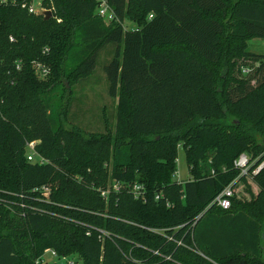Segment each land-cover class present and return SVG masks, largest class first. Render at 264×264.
<instances>
[{"label": "trees", "instance_id": "trees-1", "mask_svg": "<svg viewBox=\"0 0 264 264\" xmlns=\"http://www.w3.org/2000/svg\"><path fill=\"white\" fill-rule=\"evenodd\" d=\"M106 2L117 19L109 24L95 0H42L48 18L28 12L31 0H0V264H58L42 261L47 251L76 264H180L179 254L264 264L261 225L247 212L264 216V168L250 204H211L238 177L240 154L264 160V52L246 51L264 40V0ZM223 37L259 63L255 85L228 72L216 79ZM109 45L113 136L65 129L50 96L88 78ZM34 61L51 66L52 79L38 81ZM33 141L47 163L26 160ZM179 144L183 183L174 180ZM134 183L144 200L127 188ZM43 186L46 197L34 191Z\"/></svg>", "mask_w": 264, "mask_h": 264}, {"label": "rangeland", "instance_id": "rangeland-1", "mask_svg": "<svg viewBox=\"0 0 264 264\" xmlns=\"http://www.w3.org/2000/svg\"><path fill=\"white\" fill-rule=\"evenodd\" d=\"M41 1L42 0H31L30 6L35 10V14L41 13L43 15L45 11H50V9H44L41 7ZM122 27L123 30L126 31L133 30L135 28V24L129 21H122ZM227 32H230V29H227ZM110 47L111 45L107 46L100 52L96 67L88 78L77 83L71 82L70 85L65 84V88L63 90L60 87H57V89L54 90L50 96L51 99L53 98L51 105L57 108V110L60 108L59 112L61 115V122L65 129L78 128L86 135L95 134L113 136L116 123L117 101L116 99L108 96V85L102 69L103 64L106 63L113 55L114 49ZM237 50V45L235 47V44L229 42V40L225 39V37L221 39V59L217 65L218 71L216 79L224 77L226 72H228V77H232L235 81L247 80L250 86L255 85L256 81L259 79V75L256 72V68L259 63L238 58L235 56L237 55ZM246 51L255 54H262L264 52V40H248L246 43ZM226 56L229 58L227 59ZM227 62L229 64L228 68L225 65ZM31 65L34 75L38 81H47L48 79H52L54 72L52 71L51 66L37 61L32 62ZM61 81L65 83V81ZM230 90H233V86L230 87ZM54 101L59 103V105L54 103ZM260 140L261 137L260 139L258 138V143L261 144ZM242 154H245L247 158H250V162L256 161V163L261 156L252 158L254 152L251 151H246ZM29 155L30 153L28 150H25V156L27 157ZM209 159H205L201 162L200 166L206 168L207 165H209ZM38 160L37 156H33L31 161H27L29 163H34ZM262 162H264V160L260 163ZM256 163L252 169L256 167ZM175 164L176 172L174 174V180L179 183H183L189 179V173L180 144L177 148ZM262 168H264V166ZM254 176L249 175L245 178V180L241 182L239 181V183L235 185L233 189L234 203L238 202L243 205L250 204L251 195L255 196L260 191L258 184L255 179H253ZM157 195L160 196L159 194ZM247 212L261 225L262 249L264 251V216L257 213L253 209ZM43 258L51 263L56 262L58 264H64L59 260H51L47 252L44 253ZM66 259L67 261H72L74 264H76L75 260L79 263L76 257ZM179 259L181 260L180 264H199L195 259L190 256H185V254H181V256L179 254Z\"/></svg>", "mask_w": 264, "mask_h": 264}, {"label": "built area", "instance_id": "built-area-1", "mask_svg": "<svg viewBox=\"0 0 264 264\" xmlns=\"http://www.w3.org/2000/svg\"><path fill=\"white\" fill-rule=\"evenodd\" d=\"M96 7H95V15L98 16L103 20L105 24H109L112 21H117L114 13L107 5L106 0H95ZM23 7V6H22ZM28 12L35 14V10L33 7H28ZM36 142H29L26 144V149L30 153L29 156L26 157L28 161H31L33 156L38 157V161L34 162L38 165H42L44 163H47L42 157H40L36 152L34 151V146ZM256 161L250 162V158H247L245 154H241L237 157V159L233 162L234 168L238 171L239 175L236 179H234L229 185H227L212 201L211 204H215L221 209H228L231 204V198L233 197V189L236 184L239 183V178L244 177L247 178L249 175L254 176L259 172V170L264 166V162L260 163L259 165H256L254 169L253 166L255 165ZM212 174V172H211ZM113 191H118L120 185L118 183H112L109 186ZM127 188L129 189L130 193L134 197V199H141L144 200V190L142 185L139 184H131L128 185ZM34 191H40L43 196H47L49 188L47 186H43L40 189H35ZM106 192H101V196H104ZM160 196L156 195L155 200H158ZM49 258L51 260L55 259L56 261L59 260L63 262L64 264H74L72 261H67L64 257H57L54 251H47ZM43 262H48L42 257Z\"/></svg>", "mask_w": 264, "mask_h": 264}, {"label": "water", "instance_id": "water-1", "mask_svg": "<svg viewBox=\"0 0 264 264\" xmlns=\"http://www.w3.org/2000/svg\"><path fill=\"white\" fill-rule=\"evenodd\" d=\"M43 16H44L45 18L50 17V16H51L50 11H45V12L43 13Z\"/></svg>", "mask_w": 264, "mask_h": 264}]
</instances>
